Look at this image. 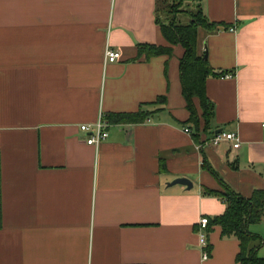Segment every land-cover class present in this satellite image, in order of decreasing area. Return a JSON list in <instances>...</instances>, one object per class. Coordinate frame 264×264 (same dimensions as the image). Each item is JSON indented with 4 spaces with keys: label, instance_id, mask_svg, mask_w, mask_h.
Listing matches in <instances>:
<instances>
[{
    "label": "crops",
    "instance_id": "1",
    "mask_svg": "<svg viewBox=\"0 0 264 264\" xmlns=\"http://www.w3.org/2000/svg\"><path fill=\"white\" fill-rule=\"evenodd\" d=\"M157 2L0 0V264H239L240 241L219 225L203 257L200 220L227 207L205 193L222 186L204 158L241 195L264 189V0H203L225 24L200 30V47L224 73L207 80L215 114L198 136L183 47L139 54L169 44ZM160 95L166 103H153ZM141 108L156 111L142 123L107 119ZM101 117L109 136L89 144L81 125ZM219 131L240 146L205 143ZM178 177L193 187L168 185ZM250 229L264 237V220Z\"/></svg>",
    "mask_w": 264,
    "mask_h": 264
},
{
    "label": "trees",
    "instance_id": "2",
    "mask_svg": "<svg viewBox=\"0 0 264 264\" xmlns=\"http://www.w3.org/2000/svg\"><path fill=\"white\" fill-rule=\"evenodd\" d=\"M188 4L196 5L194 9H190L186 6ZM182 13L189 15L188 20L180 19ZM157 22L169 44L143 43L139 45V54H145L149 59L163 54L171 55L176 45L183 47L180 73L189 110L187 122L192 125L196 136L201 132H209L215 114V104L207 94V80L211 76H221L224 72H217L211 66L206 51L201 50L199 33L200 30L213 33L218 30V26L225 23L209 18L204 10L203 0H158ZM166 101V95H160L153 103L163 105ZM155 111L141 108L137 112L111 113L107 119L111 123H142ZM204 163L205 168L217 177L222 186L221 189L205 187V193L219 196L227 203L223 214L209 218L207 237L212 228L219 225L223 238L233 237L240 241V251L236 256L239 264H264V256L259 255V250L264 245V237L250 229L252 224L264 220V189L256 190L250 197L243 196L218 174L206 157ZM209 249L210 247V252Z\"/></svg>",
    "mask_w": 264,
    "mask_h": 264
},
{
    "label": "built area",
    "instance_id": "3",
    "mask_svg": "<svg viewBox=\"0 0 264 264\" xmlns=\"http://www.w3.org/2000/svg\"><path fill=\"white\" fill-rule=\"evenodd\" d=\"M107 60L109 61H116L121 56L120 51H115L112 49L107 50ZM109 123L102 119V117L95 123V124H82L81 129L84 131H90V136L87 139V142L89 144H95L100 145V143L104 140H106L109 136L107 127ZM187 132H191L190 128L185 129ZM205 143H211L213 145H218L221 141L227 140L233 142V145L235 148H238L240 146V139L235 132H229V131H219L214 133L212 137L205 138ZM201 148V147H199ZM209 224V217L203 216L200 220V226L203 229V231L200 232V238H201V246L203 248V257L205 259L209 258L210 252L208 251V237L206 233V228Z\"/></svg>",
    "mask_w": 264,
    "mask_h": 264
},
{
    "label": "water",
    "instance_id": "4",
    "mask_svg": "<svg viewBox=\"0 0 264 264\" xmlns=\"http://www.w3.org/2000/svg\"><path fill=\"white\" fill-rule=\"evenodd\" d=\"M206 57H208V53H206ZM175 184L186 185V186H188L189 189H191L193 187V182L187 177H178V178H176L173 181L168 183L169 186H172Z\"/></svg>",
    "mask_w": 264,
    "mask_h": 264
},
{
    "label": "rangeland",
    "instance_id": "5",
    "mask_svg": "<svg viewBox=\"0 0 264 264\" xmlns=\"http://www.w3.org/2000/svg\"><path fill=\"white\" fill-rule=\"evenodd\" d=\"M189 2V1H188ZM196 5V4H195ZM195 5H190V4H188V5H186V6H189V8L190 9H194L195 7ZM188 18H189V15L188 14H186V13H182L181 14V16H180V19L182 20V21H186V20H188ZM202 37H203V35H202ZM202 37H201V41H202ZM258 226V228H260L261 226H260V224L259 225H257ZM263 235H264V233H262ZM259 255L260 256H264V245L260 248V250H259Z\"/></svg>",
    "mask_w": 264,
    "mask_h": 264
}]
</instances>
